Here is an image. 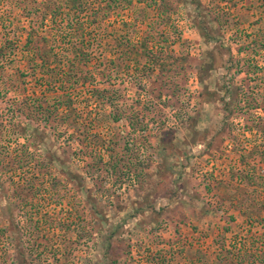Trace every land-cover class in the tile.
Segmentation results:
<instances>
[{
  "label": "rangeland",
  "instance_id": "1",
  "mask_svg": "<svg viewBox=\"0 0 264 264\" xmlns=\"http://www.w3.org/2000/svg\"><path fill=\"white\" fill-rule=\"evenodd\" d=\"M43 1L0 0V264H222L261 234L264 0L116 8L85 31L78 113L47 100L75 53L27 15Z\"/></svg>",
  "mask_w": 264,
  "mask_h": 264
},
{
  "label": "trees",
  "instance_id": "2",
  "mask_svg": "<svg viewBox=\"0 0 264 264\" xmlns=\"http://www.w3.org/2000/svg\"><path fill=\"white\" fill-rule=\"evenodd\" d=\"M133 2L134 0H107L106 2H101V0H44L32 9H29L28 11L25 10L28 12L27 15H35L37 17H35L36 19H41L43 21H41V24L43 25L44 22H47V20L50 19L51 23L55 24L54 29H56V32L52 34L54 45H62V50L66 47V49L75 53V57L72 60L68 58V61L65 63L61 60L55 59L56 64L51 70L52 75L50 74L52 81L49 82L50 84L47 88L45 87V89H54L55 95H52V97L49 96L47 100H54L57 104V109L60 107L65 110L66 113L79 112L75 105L78 98L74 97L72 90L74 91L77 85H79L81 77H85L83 75V68L90 64L93 58L92 53H89L84 49L86 47L87 39L85 31L90 29V34L95 33L91 37H94L97 41H99L98 37H100L101 41L103 38H110L111 34L108 33L105 19H107L110 13L116 8L131 6L133 5ZM158 12L159 17L162 19L166 18L168 15L164 6V0L159 3ZM82 16L85 17L82 21H85L86 27L80 28L81 30L79 33L78 26L80 27ZM32 21L34 22V18ZM38 29H40V27H38ZM205 31L206 32H202V36L208 39L210 34L207 33L208 30ZM37 32L38 30L33 24L32 30L28 35V40L31 41L34 39V35ZM73 35H75V37ZM38 37L39 41L42 39L45 41V39H47L40 35H38ZM38 40L36 41L37 44L39 43ZM54 45L50 48L51 52H53V49L55 48ZM144 45L146 44L144 43ZM4 50L5 48L1 47V55L4 54ZM130 55L131 51L127 53L128 57H130ZM58 79L61 81L60 83L56 82ZM84 84L88 85L87 83ZM68 87L71 88V91ZM90 94L91 96H95L101 103H107L111 106L114 105L112 98L104 96V90L102 91L99 88H92ZM18 163L19 162L12 163L11 167L16 168L15 166H18ZM19 165L21 167L20 169H22L23 164L19 163ZM34 178H36V176H34L33 179ZM24 183L25 182L19 183V186L15 190V195L18 199H23L22 201L26 202V197H23L18 190H26L29 188L34 191V189L38 190V187L35 188L33 186L34 183L32 180H27V183ZM249 219H252L251 216H249ZM259 221L263 227V232L261 234H252L248 239L242 241V243L236 244L232 250H225V256L219 258V263L264 264V218ZM1 233H5L4 229H0V234Z\"/></svg>",
  "mask_w": 264,
  "mask_h": 264
}]
</instances>
